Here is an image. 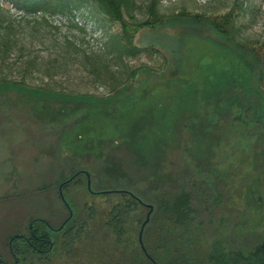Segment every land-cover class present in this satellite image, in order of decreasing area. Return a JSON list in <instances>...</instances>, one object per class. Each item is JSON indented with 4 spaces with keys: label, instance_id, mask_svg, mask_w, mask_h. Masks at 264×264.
Instances as JSON below:
<instances>
[{
    "label": "rangeland",
    "instance_id": "374dc122",
    "mask_svg": "<svg viewBox=\"0 0 264 264\" xmlns=\"http://www.w3.org/2000/svg\"><path fill=\"white\" fill-rule=\"evenodd\" d=\"M149 2L137 0V19L146 18ZM159 3L162 14L184 10L211 16L233 8L239 14L240 40L254 48L263 40L264 0ZM39 17L0 0V31L10 25L15 43L0 76L16 81L26 60L36 56L43 62L27 77L30 89L0 85V198L13 186L16 197L0 200V232L7 219L15 228L5 234L27 232L32 217H50L57 227L67 217L57 184L46 191L41 187L81 169L89 173L94 192L124 188L154 209L159 196L190 194L195 214L189 249L202 261L218 239L231 249L247 244L249 234L264 233V125L247 109L257 99L243 86L249 74L241 61L254 65V52L247 48L246 55L205 24L184 20L145 27L135 33L134 43L148 50L124 60L129 70L154 72L141 70L110 93L112 81L95 77L82 55L102 56L108 36L120 32L119 24L84 10L47 16L45 26H35ZM149 48L157 49L160 58ZM45 84L49 91L34 88ZM79 179L85 186V177ZM84 186L73 183L68 192L87 219L85 237L72 256L57 254L49 264H90L80 260L92 244L106 247L110 264L129 253V247L128 252L109 247L112 236L104 225L119 196L91 195ZM133 213L140 221L130 227L136 239L146 210L138 207ZM159 223L151 220L143 235L146 243L159 235ZM0 253L11 263L7 248Z\"/></svg>",
    "mask_w": 264,
    "mask_h": 264
},
{
    "label": "trees",
    "instance_id": "16d2710c",
    "mask_svg": "<svg viewBox=\"0 0 264 264\" xmlns=\"http://www.w3.org/2000/svg\"><path fill=\"white\" fill-rule=\"evenodd\" d=\"M11 1L14 2L19 9L23 10L26 16L40 15L39 20L33 23L35 26H45L47 23L45 17L47 16L54 14L67 16L80 10L87 11L92 16L101 15L110 22L118 23L120 32L116 35L108 36L106 42L107 48L106 51L101 54L102 56L97 57L94 54L88 55L87 53L82 55L84 61L93 65L89 66L90 69L92 67L91 71L94 73L95 77L102 75L105 79L112 81L109 85L110 93L121 90L141 70H150L145 69V67H138L129 70L125 63L126 60H124L125 58L134 59L148 50L135 45V33L138 30L145 27H157L166 24L172 25L173 23L182 22L184 20L193 23L191 24L192 26L205 24L214 33L224 36L225 39L238 46L246 55L249 54V52H254V65L245 63V60H241L244 65V72L247 73L246 75L249 74V78L244 82L243 86L247 89L248 96L252 94L250 97L257 99V102L250 103L247 109L252 113L251 115L254 117V120L264 125V35L261 44L256 47L257 49L254 47H247L238 37L239 30L236 26V22L239 18V14L236 13L233 8H230L223 14H215L211 16H205L204 14L198 13L191 14L184 10L180 13L162 14L159 11V0H150L146 8V18L139 20L135 16V10L138 8L137 0ZM11 36L10 25H7L5 30L0 31V67L5 60H8L11 49L15 44ZM110 39L112 40V44L109 43ZM152 49L153 48H149V50L156 52V59H159L160 52L157 49L155 51ZM246 49L250 51L247 52L245 51ZM20 56H23V54L20 53L18 57ZM100 60H104L105 62H100ZM164 61L166 62L165 58ZM50 64L53 65L52 62ZM41 66H43V62L40 63L36 60V56L33 59L26 60L18 80L10 81L6 76L1 75L0 85L5 89H30L28 87L31 85L27 82V77H32V74L39 72ZM253 70H255V72H253ZM159 72L160 71L156 73L158 74ZM254 73L255 76L253 75ZM45 76L47 79H52V75L48 74V72ZM240 85L242 86V83H240ZM45 86L46 84L34 88L44 92L49 91L48 89L46 90ZM79 170L81 169L76 170V172ZM72 173L74 174V171ZM68 178L69 177H65V175L62 174L57 178L55 184L50 182L43 185L41 189L42 191L50 190L56 187V184L58 185ZM73 183L84 186L79 177L63 186L64 198L69 207L73 210L74 215L69 223H67V225L55 235V248L53 250L55 255L63 254L64 256H72L73 252L80 247L88 227L87 219L81 217V214L78 213V209L69 197L68 190ZM14 187L15 186H13V188ZM13 188L12 191L5 195V198L3 197L4 199L0 198V200H15L16 197ZM84 189L87 190L86 184ZM112 190L127 189L117 188ZM114 195L119 196L120 199L111 206L107 215V220L104 224L105 227L110 230L112 236L109 247L114 246L116 250L122 252H128V247L130 250L128 254L124 255V253H122L123 258L113 264H151L141 253L137 240L130 235L131 225L140 222L133 213L134 209L142 207L123 192L114 193ZM190 201L191 196L185 191L175 194L172 198L167 195H162L156 199V208L151 214L150 221L145 227L143 235L149 227L151 220L155 222L157 219L158 222H160V233L156 237V240L153 238L149 243H146V240H143L147 252L155 260L156 264H227V256L226 254L221 253L222 249L219 248L218 242L216 241L211 248V251L206 255L207 257L205 261L200 260L199 257H194L190 252L189 248L193 241L191 237L193 228L190 227V224L194 221L195 214ZM86 210L88 211V217L92 218L93 211L91 207H86ZM156 213L158 214L157 219ZM35 221L33 228L34 232L37 233L39 237H46L49 231L44 229L45 226L42 223L37 222V220ZM33 243L39 248L42 247L39 242L33 241ZM93 245L94 244L88 249L82 250V255L84 257H82L80 261H87V263L90 264H110V260L107 258L108 252L106 251V247L99 244H95L96 246ZM13 249L21 257L20 264H44V257L35 250L30 249L28 245L15 243ZM251 264H264V255H262L258 261Z\"/></svg>",
    "mask_w": 264,
    "mask_h": 264
},
{
    "label": "flooded vegetation",
    "instance_id": "af4514ba",
    "mask_svg": "<svg viewBox=\"0 0 264 264\" xmlns=\"http://www.w3.org/2000/svg\"><path fill=\"white\" fill-rule=\"evenodd\" d=\"M78 172H79V174L77 176H75V178H77L79 176H84L85 177V184H86L87 177H86L84 172H87V171L86 170H79ZM76 173L77 172H75L74 174H76ZM73 175H71L69 178H71ZM88 175H89V173H88ZM89 177H90V175H89ZM73 180H71L70 182H72ZM63 182H61V183H63ZM60 184L57 185L58 195H59L58 187ZM86 188H87V184H86ZM90 188H91V183H90ZM87 190H88V188H87ZM126 191L127 192H125V194L129 198L133 199L139 206L144 208L146 210V213H147L148 208L144 205V204L147 205V203L142 201L138 196L133 194L130 190H126ZM88 192H89V194L94 195V193L90 192L89 190H88ZM62 193H63V187H62ZM63 196H64V194H63ZM59 197H60V195H59ZM138 199L141 200L143 204H141L138 201ZM65 208H66V206H65ZM152 208H153V206H152ZM66 210H67V208H66ZM153 210H154V208L152 209L151 214L153 213ZM71 211H72V217L69 219V221L73 218V215H74V212L72 209H71ZM146 213H145V216H146ZM49 214H53V212L51 211ZM151 214H150V217H151ZM68 215H69V212L67 210V217H68ZM67 217H65L61 221H59V224L57 227H55L54 223H52V221L49 220V219H52L50 217L49 218L35 217V218H32L29 220V223L27 225V232L22 233L20 231H17L16 229H13L14 230L13 233L5 234V231L8 230L9 228H15L14 222L11 223L7 219L6 222L4 223L5 227H7V228L2 229V231L0 232V250L6 249V248L8 249V253H9V257L11 259V263H9L0 253V264H20L21 257L13 249L15 243L28 245L30 247V249L35 250L37 253H39L41 256L44 257V259H43L44 264H49L50 261L55 256V254L53 252V250L55 248V245H54L55 235H57L67 225V223H69V221H67L60 230H57V229L63 224L64 220ZM144 219H145V217H144ZM35 220H37V222L42 223L45 226L44 229L49 231V233L47 234L46 237H39L38 234L34 232L33 228H34V224L36 222ZM149 221H150V219H149ZM141 223H140V225H141ZM2 224L3 223H0V226H2ZM139 228H140V226H139ZM138 231H139V229H138ZM155 231H156V228H155ZM155 234H156V232H155ZM137 235H138V233H137ZM136 240H137V237H136ZM155 240H156V236H155ZM33 241L41 243L42 247H40V248L37 247L33 243ZM142 241H143V234H142ZM218 241H219L218 245L222 246L221 253L226 254V256H227V260H226L227 264H251V263H255L256 261H258L260 259V257L262 255H264V233L260 234L259 236H257L256 233L249 234L247 236V239H246L247 244H244L243 247H241V245H240L237 248H231L230 249L229 245H227V244L225 245L224 243L221 242V239L220 240L218 239ZM137 243H138V240H137ZM138 245H139V243H138ZM143 245H144V243H143ZM139 248H140V245H139ZM227 248H228V250H227ZM140 251L143 254V256H145L151 264H156L155 260L149 255L147 250H146V252L150 258H148L142 252L141 248H140Z\"/></svg>",
    "mask_w": 264,
    "mask_h": 264
},
{
    "label": "water",
    "instance_id": "95a60500",
    "mask_svg": "<svg viewBox=\"0 0 264 264\" xmlns=\"http://www.w3.org/2000/svg\"><path fill=\"white\" fill-rule=\"evenodd\" d=\"M84 173H85V175H86V177H87V182H86V184H87V188H88V190H89L90 192H92V193H94V194H114V193H121V192L125 193V192H127L126 190H105V191L94 192V191H92L91 188H90V177H89L88 173H87V172H84ZM78 174H79V172H77L76 174H74V175H73L71 178H69L68 180H66V181H64L63 183H61V184L59 185V187H58L60 198H61L62 202L64 203V205L66 206V208H67V210H68V212H69V215H68V217L64 220L63 224H62L57 230H60V229L64 226V224H65L67 221H69V219L72 217V211H71V209H70L68 203L66 202V200H65V198H64V196H63V193H62V187H63V185H65V184H67L68 182H70L71 180H73V179L75 178V176H77ZM130 194H131V193H130ZM131 195H132V194H131ZM138 201H139L141 204H143L141 200L138 199ZM144 205L148 208V212L146 213L145 219L143 220V222H142L141 225H140V228H139V231H138V235H137V240H138V243H139V245H140V248H141L142 252H143L148 258H150L149 255H148L147 252H146V249H145L144 245H143L142 234H143V232H144V229H145L146 225H147L148 222H149L150 214H151L153 208H152V205H150V204H147V205L144 204Z\"/></svg>",
    "mask_w": 264,
    "mask_h": 264
}]
</instances>
